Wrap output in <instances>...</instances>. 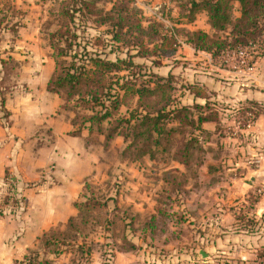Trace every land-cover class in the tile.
<instances>
[{"label":"crops","instance_id":"1","mask_svg":"<svg viewBox=\"0 0 264 264\" xmlns=\"http://www.w3.org/2000/svg\"><path fill=\"white\" fill-rule=\"evenodd\" d=\"M160 2L171 5L166 15L168 26L174 25L178 8L170 0ZM239 16L235 3L233 18ZM151 17L158 19L156 14ZM178 26L210 34L214 31L204 12L193 23ZM19 32L23 38L26 34L34 38L25 45L22 38L16 47L31 53L23 56L20 81L5 92L0 88L9 113L6 116L0 112V179L8 175L20 184H35L24 191V208L0 217V259L9 264L25 259L32 249H38L41 257L46 255L41 246L38 248V238L44 232L63 229L77 214L74 203L80 201L98 164L89 157L88 150L93 136L100 135L90 134L87 129L78 136L71 134L72 114L60 106L58 94L47 90L54 63L46 34L39 27H22ZM33 52L35 56L31 57ZM253 56L248 69L224 58L222 66L209 53L183 43L172 58L164 59L163 65L155 69L161 75L176 76L180 105L209 102L217 117L202 124V152L197 164L185 167L170 159L159 174L149 175L158 181L155 190L150 187L153 181L144 183L151 180L142 178L145 173L135 175L130 171L126 180L131 187L127 190L134 192L133 197L126 202V194L114 195L119 198L118 214L125 219L116 223L123 225L125 235L87 240L99 245L85 264H224L230 259L256 260L258 251L264 249V50L258 49ZM187 84L205 90L209 98L194 96L182 87ZM252 103L258 108V117L250 126L240 127L241 108ZM117 139L122 143L117 150L119 163L135 170L141 162H156L148 157L140 161L122 158L121 137L108 144L104 138L102 146L108 147ZM171 170H177L172 173L177 180L175 189L164 179ZM42 178L44 181L39 183ZM47 255L57 264L60 256Z\"/></svg>","mask_w":264,"mask_h":264},{"label":"trees","instance_id":"2","mask_svg":"<svg viewBox=\"0 0 264 264\" xmlns=\"http://www.w3.org/2000/svg\"><path fill=\"white\" fill-rule=\"evenodd\" d=\"M170 1L179 10L171 26L153 17L144 24L134 14L135 0H61L57 14L59 25L47 36L54 63L47 90L58 94L60 106L72 114L73 136L87 129L90 134L103 135L107 144L121 137L122 158L140 161L148 157L156 161L159 155L172 153L171 160L190 167L192 162H200L197 158L202 152V124L214 120L217 114L209 102L180 105L181 89L176 76L161 75L155 69L163 65L164 59L172 58L183 43L209 53L222 66L228 51L250 46L264 50V0ZM235 3L240 12L237 18H233ZM203 12L213 33L178 26L193 23ZM5 20L0 18V28ZM89 21L104 27V35L87 33L86 40L81 38L85 32L82 27ZM182 87L196 97L209 98L205 90L192 84ZM0 102V112L9 115L2 93ZM241 111L240 127L253 124L258 117L254 103ZM173 171L177 170L165 174L164 179L175 189L177 180ZM109 200L117 204L113 197ZM74 207L77 214L63 229L44 232L38 238L44 253L59 256L74 252L87 258L92 244L84 234L87 226L92 225L93 231L103 226L109 232L116 221H125L116 205L110 211L114 214L111 218L108 202L93 192L85 200L75 202ZM103 211L102 220L93 217ZM122 231L125 233L123 225ZM35 261L53 264L48 257L42 259L39 251H30L15 264H36ZM224 264H264V249L258 251L255 261L230 259Z\"/></svg>","mask_w":264,"mask_h":264},{"label":"rangeland","instance_id":"3","mask_svg":"<svg viewBox=\"0 0 264 264\" xmlns=\"http://www.w3.org/2000/svg\"><path fill=\"white\" fill-rule=\"evenodd\" d=\"M60 1L61 0H0V18H6L5 22H3L0 28V59H3L0 60V84L2 85V92L7 91L8 89L16 85L18 81H20V74H18V72L19 69L23 70V67L25 65V59L23 58V56H30L31 54L30 52H27V49L25 48H19L18 50H16V47L20 45L21 40L24 39V44L22 45H25V43L31 41L34 38L30 33V35L26 34L23 38L21 36V32L19 31L22 30V27H30L32 29H37L39 27L41 29V32L45 33L47 37L48 34L51 31L56 30L59 25L57 14ZM135 1L136 4L134 14L142 19V22L144 24L147 22V19L151 17V14H156L159 20L163 21L166 25H170V22L168 21V17L166 15V13L168 14L171 6L169 3L166 5H162L160 0ZM142 3H144L145 5H142ZM109 7L110 5H106V8ZM82 29L85 32L81 33V38H85V40L87 38V33L89 36H94L98 33L104 35L103 33L105 31L104 27H98L90 21L87 22L86 26L82 27ZM34 56L35 53L33 52V55L31 57ZM17 58L18 60H16ZM28 59L29 57L26 58V60ZM1 61H3V63H1ZM103 139L104 138L102 135H94L93 139L91 140L88 154L90 158L94 160L96 159L98 164L94 168V174L89 176V180L88 182H86V188H83L82 190L79 198L81 201L85 200V198L88 197V192H93V194L99 199L108 202V212H110L114 208V205H116L113 201L109 200V197H115L116 193H121L122 195L126 194L124 201H128L130 197H133L132 194L134 193L133 192L130 194L129 190H127L129 187H131L130 183L126 180L128 178L127 175L130 173V171L134 172L135 175L136 172H143V174L145 173L144 175H142V178L143 176H145L147 177V179L149 178L151 180H148L144 183L151 184V182L153 181L154 185L152 184L150 187H152L154 190L158 188V181H155V178H153V176L150 177L149 175H154L155 177L156 174L160 173L159 171H162V169L166 168L168 166H166V162L170 161L172 153L159 155L158 160H156V162L153 164L141 162L139 163L141 165H138L139 169L133 170L128 168L125 164H121L118 162L119 153L117 150L122 145L121 140L119 141L117 139L112 144H109L108 147H104L102 146L103 143H101V140L103 141ZM103 148L106 150L105 152H103ZM101 157H105L104 162L101 160ZM169 165L173 166L174 164L170 163ZM43 181L44 179L42 178L40 179L39 183H42ZM33 184H35V182L20 184L18 180L14 178L12 179L11 177H4L3 179H0V217L4 216V213L13 215L17 213V211H20V209L24 208L26 202L25 197L23 196L24 191L27 188H31ZM118 185L119 188L117 187ZM86 189L88 190V192ZM114 199L119 200L118 197H115ZM15 201H17V203H15ZM121 202L123 205V201ZM1 211L3 212V214H1ZM109 215L110 217H114V214L111 212L109 213ZM93 217H98L100 220H102L103 218H105V211L94 215ZM91 226L92 225L87 226V228L84 230V234L88 237L87 240H93V238L96 237H121L125 235V233H123L122 231V226L120 225V223H116V226L112 228V231L110 230L109 232L106 231L103 226H98L93 231L90 229ZM1 233L2 231L0 230V234ZM98 245L99 244H91V251ZM38 248L41 249L40 246ZM30 251L37 252L39 250L32 249ZM45 254L46 255L42 256V259H46L48 257L47 253ZM86 259L87 258L85 254L82 257L80 256V254H76L73 252V255L71 256H65L62 254V256L58 258L57 264H85ZM35 263L38 264V261H35ZM0 264H9V261L7 263V261L0 259ZM194 264L197 263L195 262Z\"/></svg>","mask_w":264,"mask_h":264},{"label":"built area","instance_id":"4","mask_svg":"<svg viewBox=\"0 0 264 264\" xmlns=\"http://www.w3.org/2000/svg\"><path fill=\"white\" fill-rule=\"evenodd\" d=\"M258 49H260L258 46L240 47L236 50L228 51L224 56V60L228 62L236 60V63L241 67L248 69L252 65L253 55Z\"/></svg>","mask_w":264,"mask_h":264}]
</instances>
